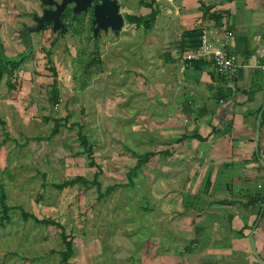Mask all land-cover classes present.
Returning <instances> with one entry per match:
<instances>
[{"label": "rangeland", "instance_id": "1", "mask_svg": "<svg viewBox=\"0 0 264 264\" xmlns=\"http://www.w3.org/2000/svg\"><path fill=\"white\" fill-rule=\"evenodd\" d=\"M16 6L15 18L25 28L37 23L33 14L40 15L47 4L24 0ZM10 24L4 25L15 37L20 25ZM133 26L121 28L119 36L110 29L95 36L88 23L56 36L48 26L29 28L32 52L20 68L24 85L32 81L34 89L32 98L24 95V120L7 95L19 81L18 71L10 64L0 66V183L5 202L12 205L6 211L0 202V264H60L62 229L31 215L24 218L18 206L63 225L73 241L70 264H197L196 229H182V224L185 215L197 221L199 189L166 179L169 155L176 148L180 153L178 147H159L167 144L164 137L145 131L160 123L150 108L149 90L135 79L133 59L141 58L142 47L135 44L139 26ZM93 57L96 62L86 72L84 64ZM135 121L145 133L141 143L134 136ZM144 151L156 153L136 169L131 183L128 172ZM76 175L88 181L56 186ZM93 178L99 188L90 182ZM108 185L114 187L107 192Z\"/></svg>", "mask_w": 264, "mask_h": 264}, {"label": "crops", "instance_id": "2", "mask_svg": "<svg viewBox=\"0 0 264 264\" xmlns=\"http://www.w3.org/2000/svg\"><path fill=\"white\" fill-rule=\"evenodd\" d=\"M18 2L24 4V0H0V48L7 55L24 52L28 44L24 22L15 18ZM118 2L123 18L131 13L150 23L144 29L143 23L124 19L122 27L139 26L140 41L135 44L142 52L141 58L133 59L135 79L149 90L150 108L160 123L144 130L164 137L167 144L159 147H178L180 153L170 149L166 179L194 183L193 189H199L198 207L206 206L197 212L196 223L185 215L182 224V229H196L197 264H264V0ZM10 22L20 25L15 37L5 27ZM190 30L200 33L198 47L207 41L236 52L238 64L233 72L222 75L209 59L189 58L199 49L193 44L197 35L186 34ZM109 31L113 36L121 32ZM101 57L104 60V54ZM20 64L14 69L19 81L7 93L14 107L5 103L8 98L1 104L12 107L24 120V95L32 98L34 87L32 81L24 85ZM141 130L135 121L134 136L140 143L145 135Z\"/></svg>", "mask_w": 264, "mask_h": 264}, {"label": "trees", "instance_id": "3", "mask_svg": "<svg viewBox=\"0 0 264 264\" xmlns=\"http://www.w3.org/2000/svg\"><path fill=\"white\" fill-rule=\"evenodd\" d=\"M125 16H126V18L130 22H136L137 24L143 23L144 29L149 28V24L150 23L149 22H146L145 20L143 21L142 17H140L138 15H135V14H131V13H128ZM150 16H153V12H152V14ZM22 32H24V29L22 30ZM25 32H26L27 36H25V33H24V36L26 37V40H27L28 44L26 45L27 47L24 50V52H19V53L15 54V55H7L3 51V47H1L0 48V66L1 65L2 66H6L7 64H10L12 67H16L18 64H20L25 58H27L31 54V52H32V45H31V40L28 37V34H29L28 27H25ZM186 34H188V35L189 34H196L197 35L198 38L196 39V43H193V44H194V47H198V45L200 44V39H199V37H200L199 34L200 33L197 32V30H190V31H187ZM95 62H96L95 57H93L90 60H88L84 64V70L86 72H89V67L91 65L95 64ZM97 70H100V69L97 68ZM53 82H54V84L56 83L55 79H53ZM53 94L57 95V89H54L53 90ZM52 131L53 132L57 131V127H54ZM79 135H80V137H82V141L86 142L85 137L83 135H81V134H79ZM154 152L155 151H144L143 153L137 155L138 156L137 162L134 164V166L132 167V169L128 172L129 177H130L129 181L131 183H133L132 176H133L134 172L136 171V169L140 168V165L147 160V158H148V156L150 154H153ZM90 162L93 163L92 161H90ZM79 181L86 182L88 180L83 175H76V176L71 177L69 179H65V180H63L61 182H57L56 183V186L59 187V188H62L64 186H66V185H72V184H75L76 182H79ZM90 182L96 184L97 187L99 188L100 183H99V181H97L96 178H93L92 180H90ZM113 187H114V185H108L107 188H106L107 192L111 188H113ZM0 202L4 206V208L6 209V211L9 208L12 207V205H8L5 202V192H4V189H3V185L1 183H0ZM18 207L20 208L21 215L24 218H26V217H28V216L31 215L32 218L36 222L45 223V224H48V223L56 224V225H58L62 229L61 230V237L63 239V242H64L65 247H64V249L59 250V254H60V264H70L69 263V257L73 253V241L64 232L63 225L60 222L54 220L53 218H38L37 216H35L33 214H29L23 207H20V206H18ZM4 216H5L4 218H6V219L8 218V215L4 214Z\"/></svg>", "mask_w": 264, "mask_h": 264}, {"label": "water", "instance_id": "4", "mask_svg": "<svg viewBox=\"0 0 264 264\" xmlns=\"http://www.w3.org/2000/svg\"><path fill=\"white\" fill-rule=\"evenodd\" d=\"M44 4H53L54 7H45L41 15H34L37 21L33 29L40 28L46 21H52V29L63 30L65 28L61 19V13L69 3H74L73 12L85 10L94 0H41ZM93 24L94 35H97L100 29L112 30L118 33L124 25L123 14L120 11L118 0H99L93 4Z\"/></svg>", "mask_w": 264, "mask_h": 264}, {"label": "built area", "instance_id": "5", "mask_svg": "<svg viewBox=\"0 0 264 264\" xmlns=\"http://www.w3.org/2000/svg\"><path fill=\"white\" fill-rule=\"evenodd\" d=\"M231 34V32H229ZM205 57L209 59L216 72L222 75L230 74L237 66L236 52L224 47L203 41L199 49L193 51L188 57ZM264 66V65H263Z\"/></svg>", "mask_w": 264, "mask_h": 264}, {"label": "flooded vegetation", "instance_id": "6", "mask_svg": "<svg viewBox=\"0 0 264 264\" xmlns=\"http://www.w3.org/2000/svg\"><path fill=\"white\" fill-rule=\"evenodd\" d=\"M58 1H60V0H58ZM98 1L99 0H94L85 10H83L81 12H77V13L73 12L74 3H69L66 6V8L62 11V13L60 15L61 19H62V21L64 23L65 28L63 30H61V29L53 30L52 29L54 32H58V33L55 34V36L58 35V34H61V32H64L70 26L71 27L73 26V27H75V29H77L78 26H85L86 23L91 25V31L93 33V29H94V24H93V4L98 2ZM45 7H54V5L53 4H47V6H43L42 10H41L42 13H43V9ZM83 13H87V15L90 14V16L87 17V18L85 17V15H81V16L77 17V15L83 14ZM34 15H37V14H33V18H34ZM52 25H53L52 21H46L42 26H44L43 28H45L47 26L52 28ZM79 29H81V28H79ZM101 30L102 29H100L97 34H99Z\"/></svg>", "mask_w": 264, "mask_h": 264}]
</instances>
